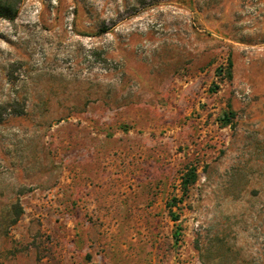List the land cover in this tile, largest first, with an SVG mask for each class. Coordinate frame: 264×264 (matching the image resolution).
Returning a JSON list of instances; mask_svg holds the SVG:
<instances>
[{
	"label": "rangeland",
	"instance_id": "rangeland-1",
	"mask_svg": "<svg viewBox=\"0 0 264 264\" xmlns=\"http://www.w3.org/2000/svg\"><path fill=\"white\" fill-rule=\"evenodd\" d=\"M11 4L0 264H264V0Z\"/></svg>",
	"mask_w": 264,
	"mask_h": 264
},
{
	"label": "trees",
	"instance_id": "trees-1",
	"mask_svg": "<svg viewBox=\"0 0 264 264\" xmlns=\"http://www.w3.org/2000/svg\"><path fill=\"white\" fill-rule=\"evenodd\" d=\"M11 6H13L11 0L0 1V18L8 21H13L15 19L17 10H14Z\"/></svg>",
	"mask_w": 264,
	"mask_h": 264
}]
</instances>
